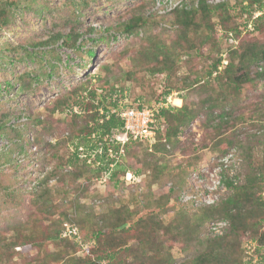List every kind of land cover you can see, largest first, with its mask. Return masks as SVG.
<instances>
[{"label":"rangeland","instance_id":"obj_1","mask_svg":"<svg viewBox=\"0 0 264 264\" xmlns=\"http://www.w3.org/2000/svg\"><path fill=\"white\" fill-rule=\"evenodd\" d=\"M224 1H229L230 10H219L212 17L217 23L214 43H206L201 51H190L179 59L180 69L173 78L177 88L169 94V106L187 104L199 109V114L181 128L171 151H154L151 143L134 142L127 154L120 159L116 155L118 164H112L111 171L99 173L97 151L88 156L86 137L77 136L87 120L74 117L70 107H57L56 99L66 96L71 104L85 103L83 95L110 81L117 90L113 99H120L124 89L127 97L123 102L155 106L167 90L166 75L149 70L142 63L144 55L140 51L157 35L173 45L180 30L173 23L174 7L196 5L197 0H21L22 6L16 9L12 21L0 28V115L7 118L5 127L0 128L1 237L7 240L15 227L27 221L31 222L30 230L44 237L56 231L64 213L81 221L89 231L101 224L110 210L124 209L134 215L132 221L145 218L146 224L152 217L160 221L162 228L155 238L163 244L161 254L169 253L174 261L181 262L207 248L213 237L229 232L230 219L218 212L201 223L197 217L209 210L208 205L218 208L233 192L224 178L236 177L240 184L246 181L247 161L238 145L226 152L215 147L213 128L204 126L208 107L200 108L204 80H193L198 73L201 77L213 58L222 55L223 64L228 62L232 48L223 26L218 24L220 18L229 16L240 24L248 15H241L240 8L250 0H208L213 5ZM141 14L148 16L147 26L126 31L125 23ZM260 14L254 11V18ZM261 23L262 30L238 34L235 47L240 41H264V20ZM72 28L80 32L78 38L71 39L73 45L63 44L62 38L51 39L53 33L66 34ZM191 36L201 44L198 34ZM262 65L251 67L252 80L244 84L240 95L239 111L248 112L247 117L253 113L258 121L239 124V135L251 131L256 134L254 142L263 139L258 137L264 132V78L256 75ZM131 70L135 71L128 78L126 72ZM183 95L185 98L180 97ZM176 97L182 99L181 105L175 104ZM94 100L86 98L88 102ZM221 111L215 108V114ZM37 118L47 121L45 128ZM75 152L88 161L72 164L69 158ZM257 156L261 158L262 153ZM38 189L45 191L42 199L34 194ZM257 231H264V221L240 236L246 264H261L264 257V245L259 247L253 236ZM86 240L83 244L80 238L79 245L73 240H47V250L54 254L48 263L68 264L74 258L76 264H110L98 260L94 263L96 254L91 250L95 243L89 237ZM21 250L12 261L0 256V264H32L38 248L27 245ZM124 257L126 261L116 264H141L133 254Z\"/></svg>","mask_w":264,"mask_h":264},{"label":"trees","instance_id":"obj_2","mask_svg":"<svg viewBox=\"0 0 264 264\" xmlns=\"http://www.w3.org/2000/svg\"><path fill=\"white\" fill-rule=\"evenodd\" d=\"M21 6V0H0V28L12 21L16 9ZM240 9L241 15L248 14L242 23L233 22L234 20H231L229 16H222L220 22H218L223 26L225 38L231 44L232 50L227 56L228 62L223 64L224 58L222 55L213 58V61L205 66L201 77L198 73L197 77L193 79L195 82L197 81L196 83L201 82L202 79L204 80L201 84L202 91L200 93H204V97L201 99L200 108L205 105L208 107L204 126L213 128L215 133L213 139L216 140L215 147L226 152L232 145H238L247 161L248 177L246 181L240 184L237 182L236 177L224 178L226 186L232 188L233 192L220 202L218 208H215V205H208L209 210L203 211V215L197 217V220L201 223L216 216V212H218L219 215L230 219L231 228L229 232L222 236L213 237L209 240L207 248L201 250L193 258L176 262L171 254H161L163 244L161 240L155 237L159 228H162V224L154 217L145 224V218L132 221L134 215L127 214L124 209H112L106 217L102 218L103 222L101 224L85 231V225L81 224V221H76V219L64 213V219L56 231L44 237H40L34 230V232L30 230L32 229L30 221L22 222L15 227L14 232L8 236L7 240L0 236V256L4 257V260L12 261L14 255L21 253L24 246L33 245L38 248V254L32 264H49L48 262L51 259L53 260L54 254L47 250V240L56 243H58L57 240L62 242L73 240L62 236L64 223L68 221L78 226L82 238L80 243L84 244L88 237L94 241L95 249L91 250L92 252L95 251L96 254V259L92 258L95 260L94 263L98 260L116 264L126 261L125 255L133 254L141 264H246L243 260L240 236L249 227H254L255 223L264 221V194H262L264 192V132L262 137H258L263 139L255 142L253 139L256 138V134L251 131H242L244 134L239 135V131H241L238 128L239 124L258 121L253 113L247 117L248 112L239 111L241 105L240 95L244 84L252 80V66L259 63L263 64L261 70H257L256 75L264 78V41H240V44L236 47L235 43L238 34L243 31L262 30L264 0H250ZM219 10H230L229 1L213 5L208 0H197L196 5L183 3L175 6L173 23L179 26L180 30L173 41L174 44L170 45L157 35L140 51V55H144L142 63L148 65L149 70L153 73L159 72L166 75L167 83L165 87H167V90L163 92L162 98L157 99V102L167 103L168 96L173 91L172 89L177 88V85L173 83V78L180 69L179 59L190 51H201L202 45L206 43H214L213 35L217 29V23L215 24L212 17L217 16ZM257 10L261 11L262 14L254 18V11ZM146 18L148 16L145 17L144 14L133 16L125 23V30L135 32L146 27L148 24ZM89 30L93 29L89 28ZM191 33L199 35L201 44L194 36H191ZM78 36H80V32L72 28L66 34L62 32L53 33L51 39L62 38L63 44L73 45L70 43L71 39L78 38ZM47 42L49 41H42L41 43ZM89 53L94 54L93 50H89ZM135 58L138 60L139 56ZM135 70L126 72L128 78ZM193 80L192 84L194 83ZM93 88L88 96L83 95L85 103L75 101L71 104L68 102L69 98H65L66 96L56 100H58L57 107L63 109L70 107L69 111L72 112L74 117L83 116L87 120L84 125L79 127L77 136L84 135L86 137L87 150H89V152L86 150L88 156L97 151L95 156L101 164L98 166L100 173L101 170L111 169L112 164H118L117 159L111 157V154L117 155V158L120 159L125 152L127 154L130 145H132L131 143L142 144L145 141L131 139L122 142L118 139L119 133H123L125 130V122L117 112L123 108L137 105H132L133 102H123L121 105L118 99L113 100V94L117 93V90L114 85L110 84V81ZM121 92L120 99L126 98L127 94L124 89ZM183 96L180 97L185 98V95ZM89 97L95 100L93 102L86 101V98ZM74 105H78L79 111H75ZM167 105L164 104L163 107L159 108L157 112V122L159 123L157 134L154 142H148L152 144L154 151H171V146L173 147L175 142L174 139L178 137L181 128L200 112L199 109L187 104L181 106ZM145 106H152V104L140 102L137 107L144 108ZM216 107L222 108V111L218 114H215ZM93 109L95 110L93 111ZM6 119L5 116L0 115V128L5 127ZM37 122L42 125V128L47 125V121L42 118H37ZM37 143L41 146V142ZM258 148L260 149L257 152L256 149ZM99 149L101 152H99ZM257 153H262V157H258ZM69 159L72 164L80 160L85 163L88 161V158L82 159L79 152H75ZM44 181L46 180L42 182ZM28 191L30 193L34 192L33 190ZM44 193L45 191H39V189L34 192L38 199H42ZM167 231L169 232V227ZM261 232L257 231L256 235H253L259 247L264 245V231ZM180 233L182 232L180 231ZM73 241L78 245L80 244L76 240ZM134 242L140 245L135 247ZM85 257L89 258L88 255ZM73 259H70L72 263L68 262V264H76ZM263 261L264 257L261 264H263Z\"/></svg>","mask_w":264,"mask_h":264},{"label":"built area","instance_id":"obj_3","mask_svg":"<svg viewBox=\"0 0 264 264\" xmlns=\"http://www.w3.org/2000/svg\"><path fill=\"white\" fill-rule=\"evenodd\" d=\"M117 99L122 105L125 98L122 100L119 98ZM157 104L155 106H145L144 108L132 106L118 111L117 113L121 116V118H123L125 122V130L121 136L118 135V139H120L122 142H126L131 139L142 140L145 142H154L159 124L157 122L158 109L163 107L164 104L167 105L168 103L160 101ZM74 109L75 111H79V107L77 106H75ZM111 157L115 158L116 155L111 154ZM62 236L76 241L81 238L78 226L75 223L68 221L64 223Z\"/></svg>","mask_w":264,"mask_h":264},{"label":"bare ground","instance_id":"obj_4","mask_svg":"<svg viewBox=\"0 0 264 264\" xmlns=\"http://www.w3.org/2000/svg\"><path fill=\"white\" fill-rule=\"evenodd\" d=\"M174 102H175V104H177V105H181V104H182V99L179 98V97H176V98L174 99Z\"/></svg>","mask_w":264,"mask_h":264},{"label":"clouds","instance_id":"obj_5","mask_svg":"<svg viewBox=\"0 0 264 264\" xmlns=\"http://www.w3.org/2000/svg\"><path fill=\"white\" fill-rule=\"evenodd\" d=\"M167 103H168V104L170 103V99H169V96H168V100H167Z\"/></svg>","mask_w":264,"mask_h":264}]
</instances>
